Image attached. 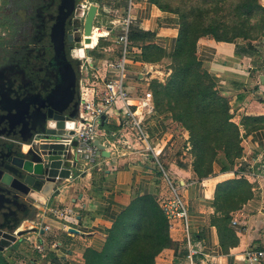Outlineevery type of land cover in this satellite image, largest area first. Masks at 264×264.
<instances>
[{"label":"crops","instance_id":"0c3cea01","mask_svg":"<svg viewBox=\"0 0 264 264\" xmlns=\"http://www.w3.org/2000/svg\"><path fill=\"white\" fill-rule=\"evenodd\" d=\"M130 2L132 25L155 32L152 43L162 48L165 54L158 63H143L139 59V49L130 46L126 63V85L130 96L138 99L132 103V110L141 118L145 136L151 148L158 153L164 174L151 155L140 152L88 160L77 157L72 177L58 183L47 204L36 205V212L23 222L28 225L22 229V223L18 228H36V232L22 236L20 240H25L22 245H17L18 240L1 252L13 264L17 263V259H20L19 264H84V252L103 249L108 231L118 215L134 201L153 197L158 203L160 199L172 198L166 179L188 209L191 238L207 255V264H247L244 252L264 246V124L256 126L243 121L246 117H264V27L262 37L252 41L250 47L241 40L217 43L209 38L200 39L196 45V57L202 68L215 83L219 95L229 102L231 121L239 127L243 149L241 158L232 169L217 171L199 180L192 170L191 157L186 152L188 149L180 157L173 154L177 142L181 138L187 139L186 131L166 114L155 110L149 91L152 80L164 82L171 73L168 56L174 49L178 17L161 12L148 0ZM128 3L129 0H102L100 5L107 8L110 16L120 17L127 13ZM261 5L264 7V0ZM106 28L104 32L98 31L96 36L106 34L117 40L123 34L121 23L110 30ZM96 38L92 37V41L95 42ZM103 70L94 83L101 85L108 78L109 73ZM107 115L102 128L106 140L98 139L105 144L113 140L111 134H122L127 121L120 101L115 102ZM242 164L251 172L241 171ZM254 167H259L261 171L257 168L255 172ZM240 177L255 185V193L253 199L230 214L231 222H234L230 223V227L235 231L238 243L224 251L216 228L211 225L215 192L220 183ZM56 208L65 210L62 217L53 214ZM41 229L43 232H40ZM69 229L77 232H69ZM168 232L175 246L163 249L156 256L155 264H187L183 223L173 221ZM27 247L34 248L35 258L31 259L33 254L25 250ZM37 248L44 251L40 253ZM23 250L26 252L23 253Z\"/></svg>","mask_w":264,"mask_h":264},{"label":"trees","instance_id":"16d2710c","mask_svg":"<svg viewBox=\"0 0 264 264\" xmlns=\"http://www.w3.org/2000/svg\"><path fill=\"white\" fill-rule=\"evenodd\" d=\"M148 1L161 12L178 16V33L174 49L168 56L171 73L164 82L152 80L149 83L155 110L166 114L188 133L187 153L199 180L217 171L232 169L243 152L239 127L231 121L228 100L219 95L215 83L198 61L196 45L200 39L210 36L217 43L241 40L250 47L252 41L263 35L262 0H220L227 4L228 22L222 24L206 19L211 10L205 6L211 4V0H203L202 5L195 6L197 15L180 13L160 0ZM253 19L257 21L251 25ZM154 38L155 32L133 25L127 31L129 46L139 49V59L143 63H158L165 57L163 49L152 43ZM97 46L104 50L107 44L100 41ZM91 54H95L94 51ZM243 121L261 126L264 117H246ZM243 166H240L241 171L251 172ZM262 173L264 175V171ZM254 193L255 185L243 177L228 179L217 186L211 225L216 228L224 251L238 243L235 231L230 227V214L253 199ZM174 246L164 212L153 197H145L134 201L118 215L108 231L103 249L99 252L86 250L83 260L84 264H155L156 256L163 249ZM0 264L13 263L0 252Z\"/></svg>","mask_w":264,"mask_h":264},{"label":"flooded vegetation","instance_id":"af4514ba","mask_svg":"<svg viewBox=\"0 0 264 264\" xmlns=\"http://www.w3.org/2000/svg\"><path fill=\"white\" fill-rule=\"evenodd\" d=\"M85 1L89 5L91 1L102 3L75 0L68 9L64 0H0V93H8L20 108L17 116L10 117L11 127L0 126V132L11 140L29 134L27 114L31 108L37 119L48 113V99L59 108L75 104L78 108L85 62L91 56V52L87 55L80 50H86L84 44L77 46L83 41L85 16H79ZM17 124L23 126L21 132ZM0 195L1 201L5 194ZM32 214L27 206L18 205L0 225L21 226Z\"/></svg>","mask_w":264,"mask_h":264},{"label":"water","instance_id":"95a60500","mask_svg":"<svg viewBox=\"0 0 264 264\" xmlns=\"http://www.w3.org/2000/svg\"><path fill=\"white\" fill-rule=\"evenodd\" d=\"M74 2L75 0H64L63 6L71 9ZM97 13L98 5L91 3L83 21V41L77 44L78 48H82L85 43L91 45L90 38ZM80 50L87 55L91 52L88 46L85 51ZM47 103L48 113L42 115L40 119L36 118L35 109L29 110L27 121L30 131L26 137L21 136L18 140H11L0 132V193L5 194L4 199L0 201L2 222L12 210L15 212L18 210V205L27 206L33 212H36V205H46L54 193L55 186L63 180L70 179L73 170L77 167V157L67 152L69 148L52 139L64 135L74 127L78 115L77 104L69 108H59L50 99ZM19 112L17 100L8 93L4 95L0 93V126L6 129L11 127L10 117L17 116ZM105 121L106 116H102L100 130ZM16 128L21 132L23 126L17 124ZM75 146L76 142H73L72 147ZM91 146L95 148L96 159L110 157V153L99 140H94ZM80 159L88 160L89 155L82 154ZM14 202L17 205H14ZM19 225L12 229L0 225V252L12 247L26 233L37 230L36 228L19 230ZM40 232L43 230L41 229ZM69 232L77 231L69 229Z\"/></svg>","mask_w":264,"mask_h":264},{"label":"built area","instance_id":"2783aa9c","mask_svg":"<svg viewBox=\"0 0 264 264\" xmlns=\"http://www.w3.org/2000/svg\"><path fill=\"white\" fill-rule=\"evenodd\" d=\"M130 1L128 3L127 13L121 22L123 34L116 40L118 44H121L122 49L119 58L114 61L112 67L106 69V72L109 73V75L107 74L108 78L99 85L94 83L99 77H93V82H91L89 87H81L77 110L78 115L74 121V127L68 132H65L64 135L52 139L68 147L67 152H71L75 158L80 157L82 154H87L90 159H93L95 154V148L91 146L93 141L98 139L106 140V134L100 130L101 117L108 116L107 114L112 110L115 102L120 101L127 120L124 124V131L121 135L111 134L113 140H108L107 144L105 142L101 144L105 146V149L111 156L122 157L132 152L151 155L156 166L164 174L161 163L159 162L158 153L151 148L145 136L141 118H139L136 111L132 110V103L138 99L130 96L126 85V63L130 47L127 41V31L132 25ZM88 7L89 3L87 1L81 4V18L85 16ZM106 50L104 49V51ZM73 142H76L75 147H72ZM166 181L173 196L171 199H160L158 204L167 218L168 227L171 228L172 222L175 220H180L183 223L186 244L185 261L187 264H207L205 261L207 255L203 253L202 249L191 238L188 209L176 193L171 182L168 179ZM52 212L54 215L62 217L65 210L56 208ZM231 223L233 224L234 222L232 221ZM37 249L40 253L44 251L42 248ZM244 258L247 264H264V246L246 250L244 252Z\"/></svg>","mask_w":264,"mask_h":264},{"label":"rangeland","instance_id":"374dc122","mask_svg":"<svg viewBox=\"0 0 264 264\" xmlns=\"http://www.w3.org/2000/svg\"><path fill=\"white\" fill-rule=\"evenodd\" d=\"M160 1L167 3L170 6V8L173 10L179 11L180 13H187V14L190 13L192 15L198 14V10L196 9L195 6L203 4V0H160ZM211 1H212L211 4L205 6L207 9L211 10V13L208 14L206 18L207 21L217 20L221 24L223 22H228L227 21V4H223L222 2H220V0H211ZM91 3H95V2L91 1ZM96 4L98 5L99 12L97 13L96 20L93 25L95 30H93L94 34L92 35V37H97V40L95 44L92 47H90L91 48L90 51H94L95 54H91V56L86 59V62H85L86 69L84 70L85 72L83 75V77H85L84 78L85 80L82 83L83 87H89L91 82H93V77H100L99 75L103 73L104 71L103 69L106 70L107 68H111L114 61H116L119 58L120 51L122 49L121 44H118L116 40H114L109 35L106 36L105 34L101 36H96V34L98 31L104 32V28L106 27L112 28L114 25H117V23L120 24L123 20V16H125V13L120 17H114L115 15H113L112 13L113 15L112 17L109 15L110 13L108 12L107 8H104L103 4L102 5H100V3L99 4L96 3ZM79 18L82 19L80 16ZM114 20L119 21V22L115 23ZM256 21L257 19L251 20V25H253ZM205 38L212 39L210 36H207ZM100 41L106 42L107 44V46H105V49H107L106 51H104L103 48H99V46H97L98 43H100ZM84 46L87 47L88 44L85 43ZM104 77H105V73H104ZM188 138H189V135L187 133L186 140H182L181 138L180 141L177 142V145H175V149H173L174 155L176 154L177 156L180 157L183 154V151H185L186 149H189ZM243 167L247 169V166L244 165ZM254 170L255 172L258 171L257 167H254ZM26 225L28 224L23 223L22 229H24ZM23 242H25V240H23L22 238L17 245L20 246L23 244ZM25 250H28L29 253L33 254L31 255V259L36 257V255L33 252L34 248L27 247L25 248ZM22 252L25 253L26 251L24 252L23 250ZM20 255L22 256V254H19V256ZM28 258L30 259V256H28ZM17 260L18 261L16 264H19L18 262H20V259H17Z\"/></svg>","mask_w":264,"mask_h":264},{"label":"bare ground","instance_id":"6f19581e","mask_svg":"<svg viewBox=\"0 0 264 264\" xmlns=\"http://www.w3.org/2000/svg\"><path fill=\"white\" fill-rule=\"evenodd\" d=\"M90 39H92V38H90ZM92 43H93V41H92ZM92 43H91V45H92ZM91 45L90 46L88 45V47H91Z\"/></svg>","mask_w":264,"mask_h":264}]
</instances>
